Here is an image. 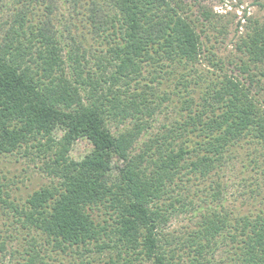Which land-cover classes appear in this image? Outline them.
<instances>
[{
  "label": "trees",
  "instance_id": "1",
  "mask_svg": "<svg viewBox=\"0 0 264 264\" xmlns=\"http://www.w3.org/2000/svg\"><path fill=\"white\" fill-rule=\"evenodd\" d=\"M183 1L71 0L58 26L53 0L0 13V157L35 150L54 177L23 210L0 185L45 239L35 259L70 249V264H264V197L229 209L220 177L245 144L264 147V100L245 61L244 80L197 68L206 51ZM237 48L264 64V25ZM166 102L180 116L153 131ZM80 139L92 150L75 159ZM180 216L189 224L169 231Z\"/></svg>",
  "mask_w": 264,
  "mask_h": 264
},
{
  "label": "rangeland",
  "instance_id": "2",
  "mask_svg": "<svg viewBox=\"0 0 264 264\" xmlns=\"http://www.w3.org/2000/svg\"><path fill=\"white\" fill-rule=\"evenodd\" d=\"M16 1L0 0V13L4 20L12 18ZM53 1L56 9L54 23L58 26L63 15L68 14L72 3L71 0ZM183 2L186 12L201 32L206 51L197 68L205 73L210 71L213 74L211 77L227 74L244 80L246 76L242 73L241 65L242 61H245L257 81L251 87L258 94V98L264 100V64L250 65L247 57L237 48L241 37L245 36L256 23L264 25V0H184ZM43 7L44 5L42 9ZM204 11L210 13L208 18L202 14ZM212 58L222 62V69L213 67ZM179 116L175 103L166 102L162 112L156 116L153 131H164V125H169ZM57 136L60 138L61 134ZM142 147L143 144L138 143L136 149L140 151ZM244 147L238 151L237 157L224 167L220 175L224 193L222 201L229 209L238 208L242 211L262 206L264 197V147L259 146L258 152H255L254 146L250 144H245ZM91 150L92 145L87 140L80 139L73 145L71 155L75 159H82ZM24 151L14 156L0 157V185L9 192L11 199L20 210L25 209L26 199L32 191L54 182V177L46 169L47 158L39 155L35 150L32 151L34 153ZM248 154L250 156H247ZM214 180L218 179L214 177ZM211 181L209 179L202 184ZM5 197L7 199V196ZM188 224V218L180 216L171 221L168 230L180 233ZM44 242L41 233L26 228L21 214H16L0 200V264H34L32 260L38 254V248L41 249L40 244ZM35 244L38 245L37 251L33 249ZM73 252L69 249L68 255L62 253V256H59L49 254L44 249L42 256L45 260L36 258L34 261L35 264H59L52 259L54 258L63 261L62 264H70L74 257L75 261L79 259ZM100 255L93 250L85 253V259L97 258Z\"/></svg>",
  "mask_w": 264,
  "mask_h": 264
}]
</instances>
